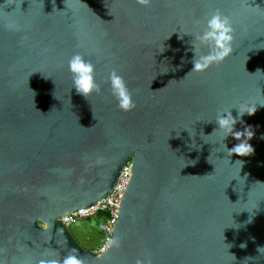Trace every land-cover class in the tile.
<instances>
[{
  "label": "water",
  "instance_id": "95a60500",
  "mask_svg": "<svg viewBox=\"0 0 264 264\" xmlns=\"http://www.w3.org/2000/svg\"><path fill=\"white\" fill-rule=\"evenodd\" d=\"M217 10L233 50L192 71ZM76 53L101 85L88 99L72 88ZM112 69L135 109L117 108ZM241 103L264 104V0H0V264H264V106L235 126L253 129L252 155L227 156L213 132L217 110ZM127 162L119 246L82 249L59 219L104 199Z\"/></svg>",
  "mask_w": 264,
  "mask_h": 264
},
{
  "label": "clouds",
  "instance_id": "9594fccd",
  "mask_svg": "<svg viewBox=\"0 0 264 264\" xmlns=\"http://www.w3.org/2000/svg\"><path fill=\"white\" fill-rule=\"evenodd\" d=\"M142 6H149L151 0H136ZM4 27L8 31L16 32L21 30V26L14 20L7 22ZM234 39V27L231 18L224 15L219 10L207 16L203 22L201 31L194 35L195 43L192 45L194 56L192 58V71L201 72L207 70L213 64H219L224 61L232 52V42ZM206 51H201V49ZM68 72L72 78V88L83 97L87 98L93 93L99 94L101 92V85L97 83L95 75V65L89 59H86L79 53L73 54L68 60ZM259 71V70H257ZM108 85L111 96L116 101L118 109L124 112L135 109L136 102L133 99V91L128 87L124 77L116 70L112 69L105 81ZM264 106V104L241 103L236 107L221 108L217 110L215 115V123L218 126L213 132L219 131L220 140L225 153L231 157L236 155L239 157L250 156L254 152L250 140L254 136V131L251 126H245L242 130H236L237 123L243 124L242 117L246 114L253 115L257 111V106ZM232 109L237 110L234 117ZM209 136V135H208ZM233 137L238 143L231 148L225 144V140ZM242 166L243 161L237 160ZM120 244L119 238L109 235L105 238L100 251L103 252L111 247H118ZM242 248L245 244L240 245ZM264 251V246L258 248V252ZM74 253L75 250L73 249ZM41 264L45 262L41 261ZM47 264H82V260L75 254H69L63 258L62 261L49 260ZM137 264H151L150 260L143 262L138 261Z\"/></svg>",
  "mask_w": 264,
  "mask_h": 264
},
{
  "label": "built area",
  "instance_id": "2783aa9c",
  "mask_svg": "<svg viewBox=\"0 0 264 264\" xmlns=\"http://www.w3.org/2000/svg\"><path fill=\"white\" fill-rule=\"evenodd\" d=\"M130 177V163L127 162L120 173L117 182L104 199L98 201L89 208L68 213L59 219V222L67 229H69V227L76 221L95 219L103 237L99 246L93 251L97 255H102L107 250L101 252L100 248L102 247L105 238L109 235V229H111L112 235L113 225L117 220L118 207Z\"/></svg>",
  "mask_w": 264,
  "mask_h": 264
},
{
  "label": "rangeland",
  "instance_id": "374dc122",
  "mask_svg": "<svg viewBox=\"0 0 264 264\" xmlns=\"http://www.w3.org/2000/svg\"><path fill=\"white\" fill-rule=\"evenodd\" d=\"M69 232L77 244L88 251L96 250L103 238L95 219L76 221L69 227Z\"/></svg>",
  "mask_w": 264,
  "mask_h": 264
}]
</instances>
